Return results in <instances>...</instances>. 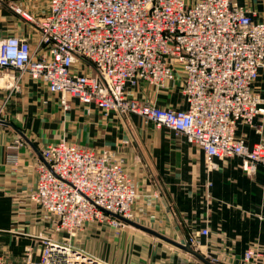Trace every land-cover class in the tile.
Returning a JSON list of instances; mask_svg holds the SVG:
<instances>
[{
    "label": "built area",
    "instance_id": "2783aa9c",
    "mask_svg": "<svg viewBox=\"0 0 264 264\" xmlns=\"http://www.w3.org/2000/svg\"><path fill=\"white\" fill-rule=\"evenodd\" d=\"M12 10L40 37L33 50L24 36L0 34L5 89L18 91L28 78L58 95L65 110L73 99L104 115H136L181 135L207 163L239 157L246 175L264 170V142L249 148L235 135L237 123L255 127V117L264 114V98L252 90L264 70V22L254 21L247 8L234 0H47L37 17L16 6ZM140 84L177 89L186 108L138 100L132 90ZM3 113L4 103L0 121ZM20 145L15 140L10 149ZM40 154L36 188L27 198L52 219V232L43 238L37 259L26 250L22 261L0 256V264H109L68 239L93 221L126 226L110 214L133 221L135 186L122 162L110 149L65 140ZM207 235L206 229L196 233L189 246L198 252L197 237ZM263 258L257 246L242 255L244 264Z\"/></svg>",
    "mask_w": 264,
    "mask_h": 264
},
{
    "label": "crops",
    "instance_id": "0c3cea01",
    "mask_svg": "<svg viewBox=\"0 0 264 264\" xmlns=\"http://www.w3.org/2000/svg\"><path fill=\"white\" fill-rule=\"evenodd\" d=\"M192 4L197 0H185ZM264 22V0H234ZM19 7L32 16L44 14L47 0H0V34L24 36L31 49L38 31L17 15ZM0 69V256L22 261L26 250L37 259L44 237L52 232V219L32 204L27 194L36 188V166L41 148L60 140L91 150L110 149L122 162L135 186L133 223L116 229L98 220L85 224L71 244L109 264H206L182 249L198 236V254L218 264H244L243 252L257 246L264 255V170L242 172L241 159L213 160L165 127L136 115H104L93 106L68 99L65 110L59 96L40 82L23 78L18 91L2 85ZM178 82L176 81V84ZM264 98V70L252 85ZM138 100L161 108H186L180 92L140 84L132 90ZM255 127L237 123L235 135L247 147L264 142V114ZM15 140L21 145L11 150ZM29 143H28V142ZM11 155L10 158L8 156ZM13 156V157H12ZM264 264V258L259 262Z\"/></svg>",
    "mask_w": 264,
    "mask_h": 264
},
{
    "label": "water",
    "instance_id": "95a60500",
    "mask_svg": "<svg viewBox=\"0 0 264 264\" xmlns=\"http://www.w3.org/2000/svg\"><path fill=\"white\" fill-rule=\"evenodd\" d=\"M27 142H28V141H27ZM28 143H29V142H28ZM108 214H109V213H108ZM110 215H111L113 218H115V219H117V220H119V221H121V222H123V223H125V224H129V225L134 226V227H136V228L142 229V230H144V231H146V232L153 233L152 231H150V230H148V229H144V228L138 226L137 224H135V223H133V222H131V221H128V220L122 218L121 216L114 215V214H110ZM180 247H181L182 249L187 250L189 253H191V254L197 256L199 259H201V260H202L203 262H205L206 264H218V263H216V262H211V261L205 259V258L202 257L201 255H199L197 252H195V251H194L189 245H186V246H180Z\"/></svg>",
    "mask_w": 264,
    "mask_h": 264
},
{
    "label": "rangeland",
    "instance_id": "374dc122",
    "mask_svg": "<svg viewBox=\"0 0 264 264\" xmlns=\"http://www.w3.org/2000/svg\"><path fill=\"white\" fill-rule=\"evenodd\" d=\"M52 223H53V222H52ZM81 231H82V229L79 230L78 233H76V235H75L74 237H71V238H69V239H68V235H67V236L65 235V237H66V239H68V240L70 241V243H72L71 240L75 239V238L77 237V235H78ZM57 237H60V236H57ZM246 249H247V248H246Z\"/></svg>",
    "mask_w": 264,
    "mask_h": 264
}]
</instances>
